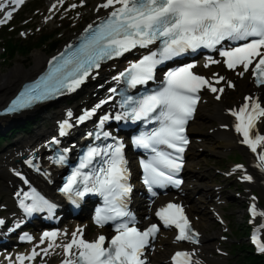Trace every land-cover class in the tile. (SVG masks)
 Returning a JSON list of instances; mask_svg holds the SVG:
<instances>
[{
    "label": "snow or ice",
    "instance_id": "snow-or-ice-1",
    "mask_svg": "<svg viewBox=\"0 0 264 264\" xmlns=\"http://www.w3.org/2000/svg\"><path fill=\"white\" fill-rule=\"evenodd\" d=\"M24 2L25 0H0V25L7 23L13 12ZM58 2L62 4L63 0ZM55 7L53 4L52 8ZM99 9L112 10L95 28L91 24L88 26L85 30L88 36L76 50L70 54L61 53L59 58H54L60 62L42 82V86L38 84L21 93L11 103L8 111L27 108L37 101L59 94L64 88L73 91L93 69L100 67L102 61L122 56L138 47L148 48L157 42L158 51L144 55L116 79L124 77L132 87L146 84L153 79L157 66L166 60L188 50L195 52L205 48L219 51V55L224 58L222 63L228 69L241 67L243 72L240 75L251 71L254 81L264 85V0H103L97 6V10ZM225 42L231 45L227 49L224 48ZM215 63L221 61L209 57L204 67ZM194 67L195 64H188L167 72L162 88L137 100L126 98L121 105L128 106L126 111L115 117L117 120H155L159 124L150 134L134 139L135 146L154 153L147 162H141L143 182L153 195H156L152 191L153 186L163 188L172 184L178 187L181 183L175 176L183 167L182 154L188 144L184 135L185 125L195 111L199 100L197 93L204 88L213 93L224 91L223 88L214 87L213 80L194 73ZM213 79L219 84L224 77L213 74ZM228 87L232 85L229 83ZM216 99L219 100L220 96L217 95ZM229 111L235 118L234 131L242 137L240 143L256 154V159L260 162L258 167L264 171V134L254 131L264 118V107L256 99L246 96L238 108ZM94 112L95 109L85 111L78 118L79 122L89 119ZM68 117L70 120L72 113L69 112ZM108 119L105 115L101 118V123ZM69 120L59 126L61 136L65 135V129L72 127ZM103 135L107 137L108 134ZM56 142L55 139L52 141ZM161 145L173 152L161 150ZM95 157L100 158L101 166L89 168ZM63 160L61 155L56 162L62 163ZM25 162L39 170L32 160ZM125 163L123 145L117 141L101 149H90L68 178L62 189L65 193L83 197L86 193L93 192L104 197L107 207L95 217L99 226L103 227L109 222L118 223L115 224L114 235L110 239L99 235L95 240L87 241L83 238V230L77 229L72 233L70 242L56 245L63 248L65 259L62 264H145L142 259L144 249L149 245L150 238H155L159 228L152 224L143 231L139 230L134 224V217L126 210V198L132 189L127 184ZM83 169H89V173L84 174ZM78 178L79 184L83 185L82 191L78 187ZM242 179L251 180V177L245 175ZM24 199L32 200L30 205L23 201L20 203L27 214L52 207L35 193L25 194ZM252 199L255 200V197ZM250 213L253 218L257 216L255 204L250 206ZM155 216L164 227H174L178 231L176 241L193 244L198 242L197 233L191 229L184 209L179 204L169 202L160 207ZM123 218L128 219L125 221ZM3 223L0 220V224ZM55 236L54 232H45L41 242L48 239L51 248V241ZM252 242L260 252H264V244H260L255 235ZM35 255L33 252V256ZM193 255L194 253L178 251L171 257V264H199V261H193ZM17 259L22 262L25 257Z\"/></svg>",
    "mask_w": 264,
    "mask_h": 264
},
{
    "label": "rangeland",
    "instance_id": "rangeland-1",
    "mask_svg": "<svg viewBox=\"0 0 264 264\" xmlns=\"http://www.w3.org/2000/svg\"><path fill=\"white\" fill-rule=\"evenodd\" d=\"M35 52H40V51L32 50L31 53L27 55L26 59H28L30 64H27L28 61H26V59L21 61L22 64L23 63L27 64V66L24 67V69L27 70V71H30L33 68V66H34V64L32 62V58H33V55H34ZM15 64H16V62H13V64H8V63H5V62L1 64V62H0V76L2 74H4V73H7L9 70H11L14 67ZM206 113H207V111L205 109H201L200 110V113L197 115L196 121L190 127V132H194V130L195 131L197 130L196 132H199V131L200 132H206L208 129H210L211 127H213V125H215L217 123V121H210V120H207L206 118H202V115L207 116ZM4 123L5 122H0V129H1L0 132H4L5 131V127H7V125H6L7 122L5 124ZM206 141H207L206 148L209 149L210 145L213 144V149L216 150V152H219L217 147H221V145H220L221 141L220 140H218L216 137L212 136L211 138L207 137ZM1 146H2V144H0V148H1ZM231 153H232L231 154L232 156L239 155V159H240L241 154L238 151H234L233 150ZM216 154H219V153H216ZM208 157H209V153L206 151L204 153L203 157L202 156H196L195 160L192 159V161L189 162L191 170L194 173L197 171V173L199 174V176L201 178V180L199 181V184L196 186V187H198L197 189L200 192H206V191H208V189L210 187L209 186V181H207V179L205 178L207 176V170L208 169H209L208 171L212 170V167H211L212 163L210 162ZM226 160H227L226 158H222L221 157V159L218 162H219V164H226V166H227L229 160L228 161H226ZM234 160L237 161L238 158H234ZM199 165H200V169L198 170V166ZM218 168H220V167H218ZM192 199L195 202H198L199 201V193H196V194L193 193L192 194ZM201 206H202L201 204L198 205L199 209L201 208ZM225 211H226L227 216H229V218L231 219V222L233 223V228L234 229H235L236 226L242 225V223H243V219H242L243 212L240 209V206H239L238 202H228V207H226ZM201 212H202V216H203L207 226H213V232L212 233L208 234V232L206 231V234L209 235V237H211V235H212V237L210 239L206 240V245H212V244H214V242L216 240L215 239L216 236L219 234V229L212 222L209 214L206 212L205 209L202 210ZM199 228L202 230V228L200 226H199ZM204 234H205V232H204ZM172 249H173V247L170 248L169 252ZM168 253L160 255L159 256L160 261L162 259L163 260L166 259ZM233 258L237 259V257H234V256H233ZM230 260H231V258H230ZM160 261H159V263H160ZM160 264H162V263H160Z\"/></svg>",
    "mask_w": 264,
    "mask_h": 264
},
{
    "label": "bare ground",
    "instance_id": "bare-ground-1",
    "mask_svg": "<svg viewBox=\"0 0 264 264\" xmlns=\"http://www.w3.org/2000/svg\"><path fill=\"white\" fill-rule=\"evenodd\" d=\"M44 60L45 57L43 53L35 52L32 58L34 66L30 71L24 69L27 64H30L27 60V64L16 63L11 70L0 76V106H2L9 99V97L18 89L22 82L30 79L43 67ZM212 116L218 123L222 122L223 117L220 114L219 108L215 109V113L212 112ZM212 116H208L207 120H212ZM0 122H4V119L0 118ZM13 122L15 121L10 122L9 125H12ZM223 134V132L217 130L214 135L216 138L223 140L225 149H229V147L234 145V141L231 136ZM242 154L243 157L247 158L246 153L243 152ZM187 174L191 175L190 173ZM206 225L207 224L205 223L204 219H201L199 221V226L203 229L204 232L206 231ZM209 238V235L205 233V235H203V242H205Z\"/></svg>",
    "mask_w": 264,
    "mask_h": 264
},
{
    "label": "trees",
    "instance_id": "trees-1",
    "mask_svg": "<svg viewBox=\"0 0 264 264\" xmlns=\"http://www.w3.org/2000/svg\"><path fill=\"white\" fill-rule=\"evenodd\" d=\"M56 45H57V43H53L47 51H50V49L54 48ZM15 49H16V46H14L12 44H8L7 52L10 55L13 54ZM21 51L23 52V54H28L31 51V49L30 48H21ZM36 120H37V118L26 119L24 122H22V124L21 123L15 124L12 129H14V130L23 129V128L25 129L28 125L33 124V122ZM238 232H239L240 236L245 235L246 227H245L244 223H242V225H240L238 227ZM239 252L242 253V255H241L242 259H244L245 261H248L252 264H264V261L262 259L256 258L255 256H253V254L250 251V247L245 243H242L240 245Z\"/></svg>",
    "mask_w": 264,
    "mask_h": 264
}]
</instances>
